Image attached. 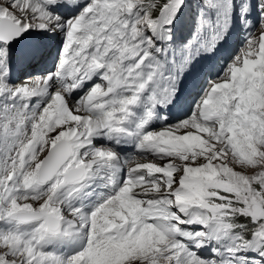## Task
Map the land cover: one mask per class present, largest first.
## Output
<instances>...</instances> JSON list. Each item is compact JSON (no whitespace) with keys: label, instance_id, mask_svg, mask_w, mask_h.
<instances>
[{"label":"snow or ice","instance_id":"obj_1","mask_svg":"<svg viewBox=\"0 0 264 264\" xmlns=\"http://www.w3.org/2000/svg\"><path fill=\"white\" fill-rule=\"evenodd\" d=\"M0 264H264V0H0Z\"/></svg>","mask_w":264,"mask_h":264},{"label":"rangeland","instance_id":"obj_2","mask_svg":"<svg viewBox=\"0 0 264 264\" xmlns=\"http://www.w3.org/2000/svg\"><path fill=\"white\" fill-rule=\"evenodd\" d=\"M256 22L258 23V17H256ZM184 31L181 30L178 34L180 39L184 38ZM259 36V33L257 32V37ZM245 41V33L242 31V26L234 25L233 31L230 34L229 37V44H230V51H235L240 46L243 45ZM45 150H49V146H46Z\"/></svg>","mask_w":264,"mask_h":264},{"label":"bare ground","instance_id":"obj_3","mask_svg":"<svg viewBox=\"0 0 264 264\" xmlns=\"http://www.w3.org/2000/svg\"><path fill=\"white\" fill-rule=\"evenodd\" d=\"M256 35H257V33H256ZM51 135V134H50ZM98 143H103V141H98ZM108 189L107 188H100V189H98V192H101V193H103V194H105V195H107L108 194ZM94 198V200H96L95 201V203H98L99 201L97 200V198L96 197H93ZM93 198H92V200L90 201V203L91 204H93Z\"/></svg>","mask_w":264,"mask_h":264}]
</instances>
